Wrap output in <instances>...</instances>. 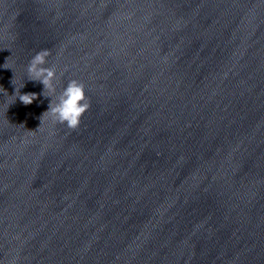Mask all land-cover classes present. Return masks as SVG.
Segmentation results:
<instances>
[{
    "label": "water",
    "instance_id": "water-1",
    "mask_svg": "<svg viewBox=\"0 0 264 264\" xmlns=\"http://www.w3.org/2000/svg\"><path fill=\"white\" fill-rule=\"evenodd\" d=\"M0 264H264V0H0Z\"/></svg>",
    "mask_w": 264,
    "mask_h": 264
},
{
    "label": "clouds",
    "instance_id": "clouds-1",
    "mask_svg": "<svg viewBox=\"0 0 264 264\" xmlns=\"http://www.w3.org/2000/svg\"><path fill=\"white\" fill-rule=\"evenodd\" d=\"M48 56L49 52L47 50L36 53L27 67L29 79L42 83V94L46 98L51 97V94L55 92L53 81L57 77L54 67H45ZM45 90H47V94ZM36 97V93H26L20 95L19 99L24 105H29ZM89 106L88 98L85 93V85L81 81L72 79L57 96L55 105H53L50 100L47 111L54 121L66 124L70 129H75L79 126L81 117Z\"/></svg>",
    "mask_w": 264,
    "mask_h": 264
}]
</instances>
